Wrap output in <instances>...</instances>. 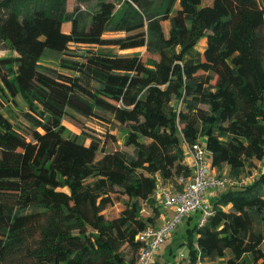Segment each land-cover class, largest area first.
Masks as SVG:
<instances>
[{"label": "trees", "instance_id": "trees-1", "mask_svg": "<svg viewBox=\"0 0 264 264\" xmlns=\"http://www.w3.org/2000/svg\"><path fill=\"white\" fill-rule=\"evenodd\" d=\"M66 4L0 0V45L17 54L0 58V99L28 108L14 123L0 101V264H137L138 235L160 215L158 185L191 174L186 144L203 142L212 166L239 181L264 162V0H97L88 13ZM69 110L125 126L133 154L71 133ZM119 196L123 210L106 217ZM212 207L187 229L177 264H264V169Z\"/></svg>", "mask_w": 264, "mask_h": 264}, {"label": "rangeland", "instance_id": "rangeland-1", "mask_svg": "<svg viewBox=\"0 0 264 264\" xmlns=\"http://www.w3.org/2000/svg\"><path fill=\"white\" fill-rule=\"evenodd\" d=\"M112 2L118 4L119 0H111ZM213 0H203V6L212 4ZM160 5V4H159ZM158 5V6H159ZM97 8V0H88L86 2L80 0H67L66 4V11L68 13L74 12L76 9H80L81 11L88 13L92 12ZM120 6L118 5V9ZM71 24L64 25V32H69ZM162 27L166 35L169 33L170 29V22L163 21ZM128 34L126 33H108L105 35L107 39H116V38H123L126 37ZM205 41L200 43V49L205 47ZM89 48H98L94 46H87V45H72L71 49L73 51L84 52ZM109 49H114L113 47H109ZM121 55H132L135 53H139L144 60H148L149 58H156L154 55L149 54L146 49H131V50H120L115 49ZM17 56V54L11 50L9 47L5 45H0V58ZM74 59L77 60V57H69L63 56L62 59ZM58 60L59 56L54 54H48L45 58V63L49 66L58 68ZM1 98V96H0ZM3 100V101H2ZM3 103V115L6 118H9L12 122L18 123H26L21 115L20 110L27 111V105L23 98L18 97L15 102L10 100H6L4 98L0 99ZM176 103V102H175ZM64 125L66 128L73 134L79 135L81 137L86 138V143H90L92 138L98 139L101 141L102 148L104 151H114L117 149L124 150L133 154V147H126L125 146V136H126V127L110 121H98L95 119H89L84 117L83 115L69 110L67 115L64 118ZM103 155V152L99 153V157ZM210 164V163H209ZM256 168L253 170L251 175H247L245 178L243 177L242 180H235L229 174L228 176L235 180L238 184V187L241 188L242 186L248 185L253 182V180L258 176L259 172L264 169V162H256ZM220 174L226 173L220 169ZM237 187V186H236ZM218 193L217 191H214ZM209 192L207 194L208 198H210V204L216 201V197H212ZM210 195V196H209ZM126 197L119 196L115 199L114 203L107 207V209L103 212L106 217L113 218L117 216L124 208V202ZM153 212L148 207H145L143 210V216L149 217L152 216ZM202 213H196L191 218L186 217L183 222L178 225L177 229L173 232V234L161 245L158 251V257H156V264H177L180 262V254L184 253L187 254L188 248L187 246H182L181 244L184 243L186 239V233L188 228L194 227L201 218ZM159 259V261H158ZM161 262V263H160ZM202 264H225L222 260H216L214 262H204Z\"/></svg>", "mask_w": 264, "mask_h": 264}, {"label": "built area", "instance_id": "built-area-1", "mask_svg": "<svg viewBox=\"0 0 264 264\" xmlns=\"http://www.w3.org/2000/svg\"><path fill=\"white\" fill-rule=\"evenodd\" d=\"M186 157L189 158V166L192 169L187 177L177 178L175 184H159L155 197L166 209H170L173 215L166 219L160 227H147L138 235V240L144 243L139 252L137 264H155L156 255L161 245L173 234L183 220L201 212L199 225L206 223L213 213L210 198L215 197V192L221 193L238 186L228 173H217L210 160V152L203 142L193 145L186 144ZM210 163V164H209ZM209 195V196H210ZM185 257L184 253L180 258Z\"/></svg>", "mask_w": 264, "mask_h": 264}, {"label": "crops", "instance_id": "crops-1", "mask_svg": "<svg viewBox=\"0 0 264 264\" xmlns=\"http://www.w3.org/2000/svg\"><path fill=\"white\" fill-rule=\"evenodd\" d=\"M185 163L186 164H188L189 165V158L188 157H186V159H185ZM215 170H216V172L217 173H220V168H214ZM222 171L223 172H227V173H229V167H227V166H224L223 168H222ZM220 193H215V196H217V195H219ZM156 200H157V198H156ZM210 200V199H209ZM158 204L160 205V215H159V218L157 219V221H156V225H155V227H160L163 223H164V221L166 220V219H168V218H170L172 215H173V212H172V210H170V209H166L162 204H160V202H158ZM158 256V254L156 255V257ZM155 261H156V259H155ZM156 264V263H155Z\"/></svg>", "mask_w": 264, "mask_h": 264}]
</instances>
